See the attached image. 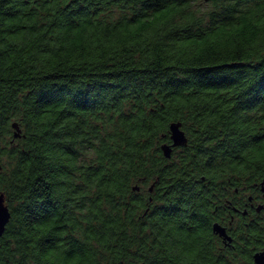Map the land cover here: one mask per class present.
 <instances>
[{
	"label": "trees",
	"instance_id": "16d2710c",
	"mask_svg": "<svg viewBox=\"0 0 264 264\" xmlns=\"http://www.w3.org/2000/svg\"><path fill=\"white\" fill-rule=\"evenodd\" d=\"M262 181L264 0H0V264H255Z\"/></svg>",
	"mask_w": 264,
	"mask_h": 264
},
{
	"label": "water",
	"instance_id": "95a60500",
	"mask_svg": "<svg viewBox=\"0 0 264 264\" xmlns=\"http://www.w3.org/2000/svg\"><path fill=\"white\" fill-rule=\"evenodd\" d=\"M205 2H209V0H205ZM13 129L15 130L14 138H20L21 137V129L19 128L18 124H13ZM170 134H171V141L172 144L170 145H164L162 147V151L164 153V156L167 159H170L172 157L173 151L176 148L186 147L188 145V138L186 137L185 132L182 130V124L181 123H173L170 126ZM264 189V182L262 184ZM135 190H138V188H135ZM153 191V187L150 189V192ZM11 220V211L6 203V198L4 194H0V241L3 237L7 225L9 224ZM213 232L215 235L219 236L226 242L227 244H232L233 239L228 235L227 229L223 227L222 225L216 223L213 225ZM255 264H264V251L256 253L254 256Z\"/></svg>",
	"mask_w": 264,
	"mask_h": 264
},
{
	"label": "flooded vegetation",
	"instance_id": "af4514ba",
	"mask_svg": "<svg viewBox=\"0 0 264 264\" xmlns=\"http://www.w3.org/2000/svg\"><path fill=\"white\" fill-rule=\"evenodd\" d=\"M264 181H262L259 186L256 188V191L254 193L247 191L245 193L240 194L238 190L235 192L240 194L237 198V201L227 200V208L228 211L226 213V217L223 221L226 222V220L229 221L228 225H222L227 229L228 235L233 239V233H232V226L235 224L236 221H239L240 219L247 220V219H255L263 215L264 212V189L263 184ZM236 205V206H235ZM226 219V220H225ZM216 224V223H215ZM217 236V235H216ZM219 237V236H218ZM220 238V237H219ZM222 239V238H221ZM222 242L226 246H230V244H227L222 239ZM264 251V247L259 252ZM258 252V253H259Z\"/></svg>",
	"mask_w": 264,
	"mask_h": 264
}]
</instances>
